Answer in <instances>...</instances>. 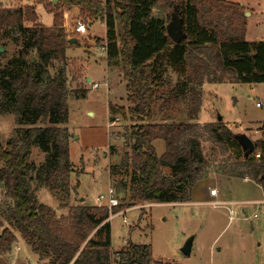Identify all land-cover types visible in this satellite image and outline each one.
Returning a JSON list of instances; mask_svg holds the SVG:
<instances>
[{"label": "trees", "instance_id": "obj_1", "mask_svg": "<svg viewBox=\"0 0 264 264\" xmlns=\"http://www.w3.org/2000/svg\"><path fill=\"white\" fill-rule=\"evenodd\" d=\"M58 1L51 27L38 25L31 7L0 9V33L7 32L21 46L18 57L0 70V115L12 114L17 127L8 142L0 145V182L10 202L0 213L11 228L0 231V253L11 252L17 240L14 230L40 264H178L153 260L149 248L142 245L131 244L112 254L109 218L138 204L191 201L192 189L208 166L196 122L202 87L224 84L228 77L234 84L264 83V41L245 38L244 6L229 0H175L173 14L177 13L183 32L178 43L167 36L171 18L153 15L159 0ZM62 8L77 9L87 27L96 22L105 25L104 40L97 43L104 46L107 67L120 70L132 105L129 112L139 124L131 128L130 150L118 166L125 176L112 186L120 203L108 210L88 208L78 199L67 215L57 216L52 208L38 204L34 192L46 188L68 201L79 187L72 186L67 130L58 128L69 117L65 78L69 43ZM25 22L31 26H24ZM52 59L60 65L50 75ZM170 74L177 77L174 85ZM72 95L85 99L87 94L75 90ZM154 102L169 108L183 104L186 122L153 123ZM35 124L44 127L24 129ZM203 130L212 142L232 150L235 162L223 165L219 173L251 180L264 195V134L245 158L235 134L222 120L205 124ZM156 141L165 145L160 157ZM33 145L45 155L39 167L29 163ZM93 234L103 240L94 241Z\"/></svg>", "mask_w": 264, "mask_h": 264}, {"label": "rangeland", "instance_id": "obj_2", "mask_svg": "<svg viewBox=\"0 0 264 264\" xmlns=\"http://www.w3.org/2000/svg\"><path fill=\"white\" fill-rule=\"evenodd\" d=\"M244 6L248 24L247 40H264V0H229ZM175 0H159L153 15L160 18H172ZM58 0H0V9L31 7L35 10L37 24L51 27L56 13ZM51 5V6H50ZM63 26L67 39L76 38L74 44L66 49L67 67L65 78L69 91L68 121L58 128L68 133L69 161L74 172L72 186L79 184L76 195L71 193L68 201L51 194L48 189L36 190L35 198L39 205H46L57 216L67 215V210L78 199L88 208L97 206L96 198L112 190L113 183L124 177L118 168L123 154L130 150L129 132L139 124L131 117L126 83L120 70L107 67L104 60L103 45L106 28L96 22L85 33H76L77 23L81 22L77 9L62 8ZM82 23V22H81ZM24 26L30 27L29 22ZM0 33V70L18 57L21 46L9 36ZM101 42V43H97ZM34 58L36 56L34 55ZM38 61V59L36 58ZM59 62L52 59L48 64L50 75L57 72ZM172 85L176 75L170 74ZM90 79L91 82H87ZM228 79L224 84H207L202 87L201 111L196 120L199 125V140L203 158L208 162L206 173L192 189L190 204H138L129 206L113 218H109L110 249L112 254L125 250L128 245H142L149 248L153 260L178 264H264V209L261 205L212 206L209 190L216 189L217 200L221 203L264 201L262 192L251 180L227 177L219 173L223 165L230 166L234 158L232 150H224L220 144L212 142L203 127L212 124L217 118L235 136L248 137L253 143L264 134V83L234 84ZM97 83L98 88L92 84ZM85 91V99H77L72 92ZM256 104H261L258 108ZM153 123L186 122L187 108L181 104L169 108L162 103L151 104ZM113 119V120H111ZM47 126V125H45ZM44 127V125H26L24 127ZM14 116L10 113L0 115V145L4 146L14 135ZM29 163L35 167L43 165L45 155L37 145L32 146ZM156 154L162 155L165 145L154 142ZM241 147V144H240ZM243 157L248 153L241 147ZM2 165H0V168ZM164 169V173L168 174ZM126 178L131 183L128 171ZM31 190L35 183L31 184ZM114 195V192H113ZM125 197V195H121ZM120 199L117 198L118 204ZM10 204L6 198L3 183L0 182V210ZM107 204L106 201L102 203ZM128 202H123L127 205ZM99 207V206H97ZM234 210L232 221L228 224L230 210ZM254 214L257 217H254ZM8 228L4 216L0 213V231ZM16 242L11 252L0 253V264H40L38 256L32 252L13 230ZM91 238L103 240L102 236ZM192 239L189 256L182 253L184 244Z\"/></svg>", "mask_w": 264, "mask_h": 264}, {"label": "water", "instance_id": "obj_3", "mask_svg": "<svg viewBox=\"0 0 264 264\" xmlns=\"http://www.w3.org/2000/svg\"><path fill=\"white\" fill-rule=\"evenodd\" d=\"M247 14L248 13H245V16H247ZM167 36L170 38L171 41H174L175 43H178L180 39L183 38V32L181 30V23H180L179 17L176 12L172 15L171 21L168 23ZM75 41H76V38L74 37L72 39H67V43L69 44H74ZM2 51L3 50L0 49V53ZM87 82H91V80L88 79ZM221 120L222 119L220 117L217 118V122H220ZM235 139L236 141L239 142V144H241V147L246 152V154L252 153L254 151V143L248 137L237 135ZM81 201H83V198L81 199ZM191 244H192V239H189L184 244L185 246L182 249V253L185 256L190 255L191 248H192Z\"/></svg>", "mask_w": 264, "mask_h": 264}, {"label": "built area", "instance_id": "obj_4", "mask_svg": "<svg viewBox=\"0 0 264 264\" xmlns=\"http://www.w3.org/2000/svg\"><path fill=\"white\" fill-rule=\"evenodd\" d=\"M75 32L76 33H85L86 32V27L84 26V24L83 23H81V22H79V23H77V27L75 28ZM264 38V37H263ZM262 41H264V40H262ZM103 50H104V48H103ZM92 87L93 88H98L99 87V85L97 84V83H93L92 84ZM255 106H257L258 108H260V107H262V105L261 104H256ZM209 193H210V196L211 197H215V196H217V194L218 193H216V189L214 188L213 190H209ZM96 201H97V206H99V207H105V208H107L108 210H111L112 209V207H115V206H117L118 205V201H117V198H116V196H114L113 195V191L112 190H109L108 192H107V198H105L104 196H99V197H97L96 198ZM104 201H106L107 202V204H102ZM254 204H256V205H261L262 207H263V209H264V201L263 202H259V203H254ZM212 206L213 207H215V206H222V207H226V206H229V204L227 205V204H224V203H219V202H215V203H213L212 204ZM233 214H234V211H233V209L232 210H230V212H229V219H228V223L230 224V222L232 221V216H233ZM263 216H264V213H263ZM254 217H257V215L256 214H254ZM110 218H113V216H111Z\"/></svg>", "mask_w": 264, "mask_h": 264}, {"label": "crops", "instance_id": "obj_5", "mask_svg": "<svg viewBox=\"0 0 264 264\" xmlns=\"http://www.w3.org/2000/svg\"><path fill=\"white\" fill-rule=\"evenodd\" d=\"M99 1H104V0H99ZM74 9V8H73ZM94 24V23H93ZM90 27H91V25H90ZM90 27H88V28H90ZM80 34V33H79ZM228 127V126H227ZM244 182H247V180H244ZM253 185L255 186V187H257V189H259L260 191H261V188L257 185V184H255V183H253ZM211 190V189H210ZM218 195V194H217ZM262 195H263V192H262ZM264 197V196H263ZM217 196H215V197H211L210 196V199L212 200L211 201V203L213 204V203H215V202H219L217 199ZM259 202H261V201H259V200H249V201H244V202H232L231 204L229 203V205H240V206H249V205H255V206H258V205H256V204H254V203H259ZM189 204H190V202H188ZM219 203H221V202H219ZM181 204H187V203H181ZM181 204H177V205H181ZM222 204V203H221ZM224 204H226V203H224ZM228 205V204H227ZM234 211V210H233ZM235 212V211H234ZM228 219H229V217H228ZM229 224V223H228Z\"/></svg>", "mask_w": 264, "mask_h": 264}]
</instances>
